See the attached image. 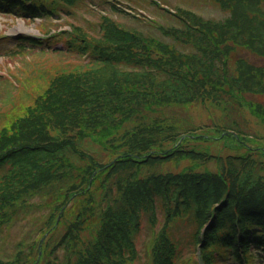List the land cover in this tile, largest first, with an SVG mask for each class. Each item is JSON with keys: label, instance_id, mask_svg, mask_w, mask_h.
I'll return each mask as SVG.
<instances>
[{"label": "trees", "instance_id": "1", "mask_svg": "<svg viewBox=\"0 0 264 264\" xmlns=\"http://www.w3.org/2000/svg\"><path fill=\"white\" fill-rule=\"evenodd\" d=\"M83 1L0 0V12L49 17ZM214 1L230 15L212 20L179 9L180 27H161L173 43L107 16L98 37L73 27L71 41L81 43L93 65L57 75L26 115L0 129V170L9 166L0 178V223L13 207L45 194L50 226L73 202L68 211L74 221L58 243L69 256L49 260L50 247L41 264H133L142 216L154 225L158 210L165 222L152 264H174L179 248L169 229L185 219L199 230L212 220L209 264L217 258L240 262V250L248 264L253 253L264 258V64L244 55L264 59V0ZM196 105L220 116L200 124L169 117L174 108ZM244 113L255 124L245 125L250 132L235 118L246 119ZM212 137L231 151L215 157L217 172L199 169L210 156L195 146ZM84 140L99 144L110 162L80 150L77 142ZM164 159L196 163L178 174L139 176L145 164ZM90 220L96 228L82 241ZM33 262L26 255L0 260Z\"/></svg>", "mask_w": 264, "mask_h": 264}, {"label": "rangeland", "instance_id": "2", "mask_svg": "<svg viewBox=\"0 0 264 264\" xmlns=\"http://www.w3.org/2000/svg\"><path fill=\"white\" fill-rule=\"evenodd\" d=\"M166 7L178 8L179 6L191 9L206 18L224 19L229 12L222 9L212 0H158ZM111 3H121V6L140 8L147 14L145 17L137 18L131 14L118 13L113 10ZM103 11H107L114 19L125 26L137 29L146 35L170 41L165 37L158 25L171 26L178 25L179 21L162 8L154 5L151 0H93L87 4H81L80 8L71 17H62L59 24L55 21L46 23L55 30L70 29V22L83 26L90 33H98L100 30V20ZM46 24H39L37 20L24 21L21 17L2 16L0 14V128L8 126L13 120L25 113V108L32 105L30 99L40 93L42 82L37 79L32 85L33 77H43L45 73L49 76L52 73L62 70H70L80 67L88 58L71 51L63 46L62 38H52L44 36L40 32L48 31ZM30 36L33 42L26 37ZM21 44L26 45L25 48ZM64 47L65 52L55 51V48ZM253 60H256L252 58ZM264 64L262 60H256ZM29 90V91H28ZM28 92L27 98L25 94ZM16 115H14V114ZM210 113L206 109L193 106L190 109L174 108L169 111V117L192 118L194 122L208 121ZM220 116V112L218 117ZM247 122L254 127L253 119L244 113ZM82 148L88 152L99 155L100 148L91 142H85ZM105 154V153H104ZM106 158V157H104ZM103 158V159H104ZM175 172L181 169H174L173 165H167ZM42 200L35 197L31 200V205L26 210L16 215L13 222L7 227H1L0 231V256L12 257L18 250L20 242L28 243L39 238L41 219L47 215L48 209L43 207ZM160 220L162 217L160 216ZM175 234L183 250V258L179 264H190L189 257L197 261L196 247L190 244L193 226L188 222L177 224ZM161 224L153 229L148 217L144 215L141 230L136 235V246L139 254L142 255L136 264H147V250L149 241L152 240Z\"/></svg>", "mask_w": 264, "mask_h": 264}]
</instances>
